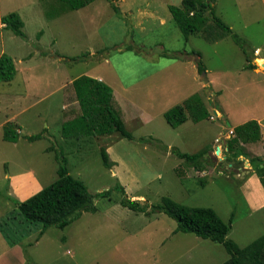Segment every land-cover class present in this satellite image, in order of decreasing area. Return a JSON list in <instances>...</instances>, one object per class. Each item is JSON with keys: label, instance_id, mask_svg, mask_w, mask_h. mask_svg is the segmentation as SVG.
<instances>
[{"label": "rangeland", "instance_id": "374dc122", "mask_svg": "<svg viewBox=\"0 0 264 264\" xmlns=\"http://www.w3.org/2000/svg\"><path fill=\"white\" fill-rule=\"evenodd\" d=\"M208 1L241 43L224 35L209 10L202 31L184 36L168 9L181 6V0H94L76 10L61 0H0V55H9L16 68L12 80L0 81V249L7 237L36 239L42 223L21 217L15 200L28 198L57 178V150L67 158L68 175L93 195L98 211L93 216L85 211L83 219L98 222L47 227L44 239L27 247L34 262L135 264L134 253L143 250L146 238L155 243L176 227L174 219L152 207L163 196L211 207L224 221L233 214L227 237L239 247L264 233V204L256 207L260 195L252 181L259 178L251 162L264 161V0ZM10 12L23 21V36L3 26L1 17ZM203 73L207 83L201 80ZM83 74L103 76L126 87L138 102L153 104L141 105L142 117L137 118L125 101L127 110L120 114L131 139L117 132L62 136V123L79 113L72 80ZM190 97L209 116L194 123V109L187 110L190 117L171 127L162 110ZM255 118L262 119L263 139L240 143L248 156L228 160L226 141L233 128ZM7 120L20 125L17 142L2 137ZM40 132L44 137L35 141L25 137ZM101 148L108 151L111 167L103 164ZM173 148L186 153L206 149L208 161L194 165ZM117 184L128 198L142 196L149 220L120 205L123 194ZM104 190H110L109 197L95 196ZM105 212L124 231L108 228ZM190 248L195 259L185 254ZM151 249L157 264L170 257L174 264H220L230 256L222 244L192 233L179 232ZM116 252L115 262H109L106 254Z\"/></svg>", "mask_w": 264, "mask_h": 264}, {"label": "trees", "instance_id": "16d2710c", "mask_svg": "<svg viewBox=\"0 0 264 264\" xmlns=\"http://www.w3.org/2000/svg\"><path fill=\"white\" fill-rule=\"evenodd\" d=\"M61 1L67 4L68 9L73 10L83 7L93 0ZM168 9L176 26L184 36L202 31V27L207 20L205 12L209 10L210 18L224 32V35L232 37L237 44L242 42L237 34L215 14L212 10V3L208 0H181V6L169 5ZM1 22L5 28L10 29L14 34L24 35L22 31L23 21L18 13L10 12L3 15ZM192 53L199 55V53L193 51ZM196 66L198 73L204 71L200 60L196 61ZM15 73L16 68L12 58L2 53L0 55V81L12 80ZM72 85L79 105V113L62 123L61 132L63 137L78 139L84 136L111 135L113 132H117L122 137L132 138V134L125 128L123 120L113 106V90L109 85L84 74L74 78ZM190 100L191 97L182 104H177L164 112V118L171 127L182 124L190 117L187 110L190 112L194 109L191 116L193 120H200L209 116L206 109L203 108V111L197 110L195 105H199L193 104ZM19 128V125L14 121H5L2 125L3 139L17 142L20 137ZM25 137L28 141H35L44 137V133L40 132ZM259 139H261L260 125L255 119L236 125L233 128V136L226 141L227 159L234 160L240 155L247 157L248 153L240 143H252ZM141 140L148 142V139L145 138H141ZM172 152L194 165L203 160L208 161L205 156L206 149L186 153L173 148ZM55 156L58 160L57 178L28 198L22 201L15 200V207L21 217L28 222L42 223V228L36 239L47 227L56 226L63 229L77 219L83 211H95L96 209L93 195L88 191L86 185L68 175L67 158L63 152L57 150ZM100 156L103 164L111 167L113 162L110 160L105 148L100 149ZM251 162L264 189V161L251 158ZM116 188L123 194L119 200L120 205L135 212L149 213L146 204L140 203L138 200H132L124 194L122 185L117 184ZM95 196L109 197L110 190H104ZM152 207L176 221L175 232L193 233L198 237L222 244L230 256L220 264H264V233L244 247H239L232 239L227 237L233 214H231L228 221H224L211 207L189 206L169 196L161 197L160 202L153 204ZM30 243H27V245ZM27 247H24L26 263L35 264Z\"/></svg>", "mask_w": 264, "mask_h": 264}, {"label": "crops", "instance_id": "0c3cea01", "mask_svg": "<svg viewBox=\"0 0 264 264\" xmlns=\"http://www.w3.org/2000/svg\"><path fill=\"white\" fill-rule=\"evenodd\" d=\"M85 6H83V7H85ZM73 10H76V9H73ZM171 16H172V14H171ZM3 26H4V24H3ZM94 78H97V79L103 81L104 83H106L107 85H109L112 88V90H113V106H114L115 109L117 107L116 110H117L120 118L122 116L121 114L122 113H125L126 110H127L126 109V105H125L126 104L125 101L128 102L127 103L128 105H130L133 109H135V111H136V113L138 115L137 118H140V116L142 117V115H141L142 109H140V107H142L141 105H145L146 103H148L150 105H153L152 103L148 102V100H142L141 99V100H139L140 102H138L137 99H139V98L136 97V96L131 95V92H129L127 90V88L124 87L121 84L112 83L109 79L107 80V78H105L103 76H98V77H94ZM118 92H120V93H118ZM129 98H131L132 101ZM141 103H143V104H141ZM115 105H116V107H115ZM162 111H163V114H164V112L166 110H162ZM74 116H72L71 118H73ZM71 118H69V119H71ZM69 119H66V120H69ZM203 119H205V118H203ZM203 119H200V120H192V119H190V120H192L194 123H197V122H199V121H201ZM255 120L259 123L260 127L263 125L262 124V119L260 120V118H257V119L255 118ZM19 127H20V125H19ZM20 129L21 128H19V130H18L19 133L21 132ZM105 135H110V134H105ZM20 136H21V133H20ZM102 136H104V135H102ZM84 137H86V136H84ZM261 138L263 139V134H261ZM217 147L219 148V146H217ZM108 148L109 147L107 146V149ZM107 153H108V151H107ZM252 184H253V186H255V189H256L255 191L258 192V196L260 195L259 198H260V202L261 203L257 204L256 207H258V205L264 204V189H263L260 181L258 182V180L254 181V179H253ZM12 189H14V188L12 187ZM129 197L132 200H138L140 203H142L141 202L142 200L140 198L142 196L139 197V196L131 195ZM22 200H24V199H22ZM97 211H98L97 209H95V211H90V213H93V214H90V215L93 216L94 214L97 213ZM157 211H159V210H157ZM159 212H162V211H159ZM84 213H85V211H83L81 213V215L77 219L73 220L68 226L71 227V226L74 225V226H77L78 227V226L82 225L80 223H84L85 225L88 224V223H90V224L93 225L94 223H97L98 222L96 219L95 220H84L83 219L84 218ZM136 213H141V215H145V217L148 220L150 218V214H147L145 212H136ZM149 213H150V211H149ZM105 214L107 215L105 221H106V226L108 228H120L121 227L122 230H123V226L119 222L118 219H115L113 217V215L112 216H109L106 212H105ZM41 228L42 227H39L38 228V232L41 230ZM47 229L48 228H46L43 231V233L37 239H35L33 242L31 241V243L28 245V247H32L36 243H38L40 240L44 239V237L47 234ZM174 229L175 228L169 229L168 231L164 232L162 234V237L158 240L159 242L157 241V242L154 243L153 241L149 240V238H146L145 240H147V242H144L143 243V245H145L144 248H143V250H138L137 253H134L136 255V257H137V259H134L135 264H157L156 258L154 257V255H155L154 251H150V250H152L151 249L152 247H154V246L157 247L158 244L159 245H163L165 243L167 237L177 235V234H179V232H180V235H185V236L188 235V233H189V232H181V231L175 232ZM31 234L32 235H35L36 234V231L34 233H31ZM24 243L27 244V243H29V241L24 240V238L22 240L21 237H17V236L15 238L13 236L12 237H7V241L5 242L6 245H4L2 249H0V264H27L26 263L25 254H24V245H25ZM129 243H130V245H135V244L138 245V243H140V242H129ZM193 244H196V242H194ZM186 251H187V253H185V254H188L189 253L191 255V257L193 259H195L194 253L192 252V248H190L189 250L187 249ZM28 252H29V250H28ZM29 254H30V252H29ZM102 255H105V254L102 253ZM106 255H107L108 260H110L109 262H115L116 258L118 257V253L117 252L116 253H113V254L107 253ZM31 257H33V256L31 255ZM163 261H164L163 264H174V261H173V259H171V257L170 258H166ZM35 264H39V263L38 262H35Z\"/></svg>", "mask_w": 264, "mask_h": 264}, {"label": "water", "instance_id": "95a60500", "mask_svg": "<svg viewBox=\"0 0 264 264\" xmlns=\"http://www.w3.org/2000/svg\"><path fill=\"white\" fill-rule=\"evenodd\" d=\"M201 80L204 83H207L208 82V79L206 78L205 73L202 74V79ZM228 124H230V123L228 122ZM218 151H219V148L217 147L216 152H218ZM233 175L236 176V174H233Z\"/></svg>", "mask_w": 264, "mask_h": 264}]
</instances>
